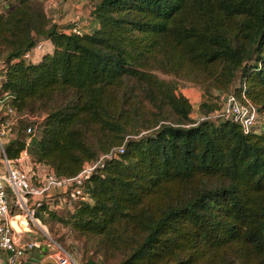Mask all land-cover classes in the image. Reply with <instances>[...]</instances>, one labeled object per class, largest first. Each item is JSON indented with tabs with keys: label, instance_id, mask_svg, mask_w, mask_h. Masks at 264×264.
Listing matches in <instances>:
<instances>
[{
	"label": "trees",
	"instance_id": "16d2710c",
	"mask_svg": "<svg viewBox=\"0 0 264 264\" xmlns=\"http://www.w3.org/2000/svg\"><path fill=\"white\" fill-rule=\"evenodd\" d=\"M3 1L4 90L47 117L29 146L19 123L9 159L27 151L70 178L125 147L73 212L44 204L38 217L109 264H264V128L210 119L222 94L243 92L264 118V0H88L98 28L81 36L38 0ZM41 41L53 53L26 60ZM180 81L203 90L199 120Z\"/></svg>",
	"mask_w": 264,
	"mask_h": 264
},
{
	"label": "built area",
	"instance_id": "2783aa9c",
	"mask_svg": "<svg viewBox=\"0 0 264 264\" xmlns=\"http://www.w3.org/2000/svg\"><path fill=\"white\" fill-rule=\"evenodd\" d=\"M3 6L0 4V15ZM57 19L58 16L53 18L55 22ZM69 25V33L81 36L87 32L89 22L75 16ZM45 53V44L41 41L24 58L36 63ZM5 80V64L0 60V264H43L45 261L82 264L51 237L38 217L39 209L46 204L54 212L63 209L68 213L73 212L79 202L86 200L88 182L95 175H101L108 162L124 154L125 147L114 148L97 160L86 163L74 177H58L44 165H34L36 172L31 174L28 152L24 151L18 159H9L5 141L23 122L25 143L29 146L45 128L47 117L18 111L15 95L4 90ZM219 104V111L212 114L210 119L234 122L240 125L245 134L255 131L259 114L244 92L241 97L224 93L219 98ZM43 169L44 174L41 173ZM23 234H32V237L25 238ZM35 254L39 260L34 259Z\"/></svg>",
	"mask_w": 264,
	"mask_h": 264
},
{
	"label": "rangeland",
	"instance_id": "374dc122",
	"mask_svg": "<svg viewBox=\"0 0 264 264\" xmlns=\"http://www.w3.org/2000/svg\"><path fill=\"white\" fill-rule=\"evenodd\" d=\"M41 4L42 1L38 0ZM58 1V0H57ZM62 2V0H61ZM4 1L0 0V4L3 5ZM67 3V0L63 1V5H65ZM79 4V3H78ZM83 9H85L83 7ZM82 9V10H83ZM83 12V11H82ZM77 11L76 9H74L73 15L75 16H80L83 19H87L89 22V26L86 28L87 31L90 30L91 31V25L90 22L91 20L88 19L87 16H82V15H76ZM85 15V14H84ZM58 19L57 21H60L62 17H60V14L58 15ZM74 16V17H75ZM3 58L1 57L0 54V60H2ZM157 75H159L161 78L166 79V80H172L174 79L173 77H168V76H164L163 74L157 72ZM180 91L185 94L192 102V104L195 106V110L192 114L193 119L194 120H199L202 116V114L200 113L199 108V104L203 98V90L201 89V87L197 86V85H193L191 83H188L186 81H180ZM219 95V92H215L214 96L208 97L207 100L210 102H214L217 103V96ZM264 128V118H259L258 124L255 127V131L260 132V130ZM17 133V130L15 132V135ZM13 135V136H15ZM8 141V139H7ZM7 141H5V144L7 143ZM28 161V160H27ZM29 162V161H28ZM34 163L33 162H29L28 166L31 170L30 173H34L36 172V169H34ZM44 174V169L42 170V172ZM57 215H66L68 214L67 211L63 210H59L56 212ZM43 217L45 218H39L42 222V225L46 227V229L49 231L51 237L57 241L58 243H60L62 246H64L80 263L82 264H88L90 261L95 262L96 264H109L106 262L105 258L101 255H98L96 253V248L94 243L89 242V241H85L82 239H78L68 228H65L62 224H60L57 221H53V220H48V213H44Z\"/></svg>",
	"mask_w": 264,
	"mask_h": 264
},
{
	"label": "crops",
	"instance_id": "0c3cea01",
	"mask_svg": "<svg viewBox=\"0 0 264 264\" xmlns=\"http://www.w3.org/2000/svg\"><path fill=\"white\" fill-rule=\"evenodd\" d=\"M41 1L43 3L42 5L44 8V11L49 17L57 18V16L60 14V17L62 18L58 22L59 24L63 26H68L70 20L75 16L73 15L74 9H76L77 11L76 15H82V16H87V17L90 11L92 10V4L88 0H67V3L65 5L62 4L64 0H62V2L61 0H58V1L57 0H41ZM83 7L85 9H83ZM90 25L92 27L91 31L98 28V24L94 21H91ZM44 44H45V49H46L45 54H52L54 51V47L52 43L50 41H44ZM44 55H41V57L39 58L37 62H39L43 58ZM23 236L25 238H28V237H32V234H23ZM33 257L35 260H39V257L37 254L33 255ZM46 262L47 261H45L43 264H45Z\"/></svg>",
	"mask_w": 264,
	"mask_h": 264
},
{
	"label": "water",
	"instance_id": "95a60500",
	"mask_svg": "<svg viewBox=\"0 0 264 264\" xmlns=\"http://www.w3.org/2000/svg\"><path fill=\"white\" fill-rule=\"evenodd\" d=\"M45 264H55L53 261H47Z\"/></svg>",
	"mask_w": 264,
	"mask_h": 264
}]
</instances>
